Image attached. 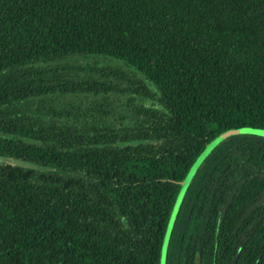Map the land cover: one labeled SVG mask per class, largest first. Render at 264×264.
I'll list each match as a JSON object with an SVG mask.
<instances>
[{
	"label": "trees",
	"instance_id": "obj_1",
	"mask_svg": "<svg viewBox=\"0 0 264 264\" xmlns=\"http://www.w3.org/2000/svg\"><path fill=\"white\" fill-rule=\"evenodd\" d=\"M264 130V0H0V264H160L188 169ZM163 264H264V137L202 160Z\"/></svg>",
	"mask_w": 264,
	"mask_h": 264
},
{
	"label": "rangeland",
	"instance_id": "obj_2",
	"mask_svg": "<svg viewBox=\"0 0 264 264\" xmlns=\"http://www.w3.org/2000/svg\"><path fill=\"white\" fill-rule=\"evenodd\" d=\"M235 134H251V135L264 137V130H256V129L244 128V129L226 131V132L218 135L215 139H213L205 147V149L200 153V155L196 158V160L194 161L192 166L188 169L183 181L180 184L179 192L177 194L173 210L170 213V216H169V219H168V222H167V226H166V229H165V232H164L163 241H162L160 264H163V262H164L165 249H166V245H167L169 234H170L171 225H172L173 218H174V213H175V211H176V209L178 207V204L180 202L182 194H183L185 188L188 186V184H189L194 172L196 171V169L198 168V166L200 165L202 160L207 156V154L210 151H212L222 140H224V139H226V138H228L230 136H233Z\"/></svg>",
	"mask_w": 264,
	"mask_h": 264
}]
</instances>
